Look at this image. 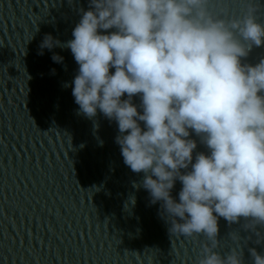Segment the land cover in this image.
I'll use <instances>...</instances> for the list:
<instances>
[{"label": "clouds", "instance_id": "9594fccd", "mask_svg": "<svg viewBox=\"0 0 264 264\" xmlns=\"http://www.w3.org/2000/svg\"><path fill=\"white\" fill-rule=\"evenodd\" d=\"M208 4L90 0L73 39L46 34L38 54L70 49L79 67L64 87H72L78 112L94 120L99 111L116 122L125 165L143 173L134 187L161 202L172 235L207 239L198 264H244L241 251L217 250L218 221L243 217L264 225V58L242 63L264 45V23L255 6L226 21ZM51 58L64 60L58 53ZM192 133L207 152L194 157ZM177 180L178 200L172 195ZM129 205L134 195L126 210ZM249 251L253 264H264V253Z\"/></svg>", "mask_w": 264, "mask_h": 264}, {"label": "water", "instance_id": "95a60500", "mask_svg": "<svg viewBox=\"0 0 264 264\" xmlns=\"http://www.w3.org/2000/svg\"><path fill=\"white\" fill-rule=\"evenodd\" d=\"M250 6L264 23V0H209L208 9L231 21ZM89 7L90 0H0V264H198L207 239L169 232L161 202L134 187L143 173L125 165L116 122L78 112L72 87H64L79 67L70 49L38 54L46 34L73 39ZM261 58L264 45L254 46L242 63ZM191 138L194 157L207 152ZM181 187L177 180V200ZM218 224V251H241L244 264H253L249 249L264 253V225L243 217Z\"/></svg>", "mask_w": 264, "mask_h": 264}]
</instances>
